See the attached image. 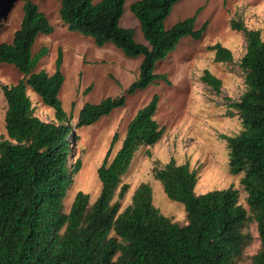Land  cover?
<instances>
[{
  "label": "trees",
  "instance_id": "1",
  "mask_svg": "<svg viewBox=\"0 0 264 264\" xmlns=\"http://www.w3.org/2000/svg\"><path fill=\"white\" fill-rule=\"evenodd\" d=\"M1 1V0H0ZM60 17L69 31L91 37L103 47L112 44L126 57L143 56L138 79L128 92L146 89L166 75H157V64L172 54L187 36L201 40L206 30L196 29L194 17L165 29L164 22L182 0H140L131 5L149 46L135 41V31L120 26L126 0H60ZM232 28L246 38V53L240 67L245 92L232 104L243 130L223 136L229 151L232 175L243 174L246 210L234 188L197 195V174L187 165L171 161L155 165L153 176L170 200L184 205L186 224L174 222L154 204L150 184H140L124 210L121 201L129 185L123 183L141 146H153L163 135L155 120L158 97L141 109L129 125L122 147L109 161V150L98 169L101 193L95 202L88 194H77L69 212L67 191L81 168L71 163L72 133L59 94L65 77L59 54L54 74L35 72L47 55L46 47L33 54L39 35L54 28L32 1L24 4L21 27L12 44H0V63L14 66L24 79L3 86L7 103L6 136L0 138V264H238L253 237L245 233L249 222L257 224L260 250L250 264H264V41L259 31L233 22ZM216 60L232 62L230 50L217 44ZM202 81L217 93L222 81L205 71ZM31 87L44 105L55 110L57 122L35 115L27 93ZM126 97L107 98L86 104L78 127L90 126L125 104ZM116 141V138L115 140ZM115 142L112 143V146Z\"/></svg>",
  "mask_w": 264,
  "mask_h": 264
},
{
  "label": "rangeland",
  "instance_id": "2",
  "mask_svg": "<svg viewBox=\"0 0 264 264\" xmlns=\"http://www.w3.org/2000/svg\"><path fill=\"white\" fill-rule=\"evenodd\" d=\"M26 1L35 3L54 28L52 34L39 35L36 39L33 54L43 47L48 53L35 72L54 74L59 54H62L61 71L65 81L59 99L72 126L68 137L72 142L71 163L81 162L74 183L66 193L67 212L80 192L88 194L91 202L99 198L98 169L110 149L109 161L116 156L132 120L154 97H158L155 120L163 128V135L155 145L141 146L136 152L123 178L129 190L121 201V209L131 204L134 191L140 184L148 183L153 190L155 206L174 222L186 224L184 205L170 200L153 176L155 165L162 167L173 161L177 165H187L197 174V195L234 188L239 193V203L249 210L247 194L241 185L243 174L230 173L229 151L223 136L234 137L243 130L242 122L231 106L245 92V75L240 62L247 43L244 33L234 30L232 23H242L250 30L259 31L264 41V0H182L177 3L164 22L165 29L194 17L200 9L196 29L206 26L203 38L184 37L176 50L157 64L155 74L166 75L168 81H156L133 94L128 90L139 77L143 56L126 57L112 44L99 47L91 37L69 31L60 17V0H1L0 44L13 43L23 21ZM101 1L94 0V4ZM137 1L140 0H126L120 26L133 29L135 41L149 46L131 10V5ZM217 44L231 51L232 62L216 60L213 48ZM205 71L222 81L219 93L202 81ZM23 79L24 75L14 66L0 63V138L6 136L7 103L2 87L16 85ZM27 93L38 118L49 123L57 122L53 108L44 105L31 87L27 88ZM123 96L126 97L123 106L90 126H77L86 104L95 105L107 98ZM244 232L250 233L253 240L238 264H250L261 246L255 222H249Z\"/></svg>",
  "mask_w": 264,
  "mask_h": 264
}]
</instances>
